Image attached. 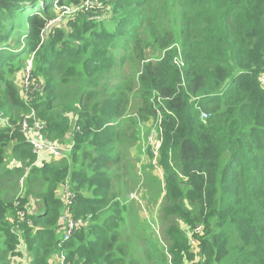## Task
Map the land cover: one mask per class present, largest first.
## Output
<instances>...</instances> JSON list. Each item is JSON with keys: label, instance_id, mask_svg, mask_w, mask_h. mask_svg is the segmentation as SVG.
Masks as SVG:
<instances>
[{"label": "trees", "instance_id": "trees-1", "mask_svg": "<svg viewBox=\"0 0 264 264\" xmlns=\"http://www.w3.org/2000/svg\"><path fill=\"white\" fill-rule=\"evenodd\" d=\"M63 1L0 0V264H17L10 260L19 243L15 228L29 264H60V243L66 264H169V255L182 264L178 255L190 248L180 220L190 229L205 225L200 263L264 264V0H88L111 7L113 26L76 11L87 0ZM69 5L77 20L68 17L62 28L66 16L56 10ZM128 20L132 37L124 33ZM144 28L158 61L130 52ZM117 39L129 46L121 59L109 48ZM30 59L31 93L23 101L16 82L23 85ZM199 108L209 113L206 122ZM32 113L45 124L47 141L74 144L67 159L37 164L21 132ZM141 123L162 141L156 162L146 147L147 166L133 161H141ZM155 164L162 173L156 179L147 173ZM68 178L72 213L91 215L92 223L64 242L59 191ZM139 189L149 191L140 192L149 208L162 206L168 250L153 213L149 219L142 203L131 214L121 199ZM33 201L42 211L34 212ZM234 218L248 248L233 261L228 248L218 250L225 242L217 233ZM137 247L143 256L134 255Z\"/></svg>", "mask_w": 264, "mask_h": 264}, {"label": "rangeland", "instance_id": "rangeland-1", "mask_svg": "<svg viewBox=\"0 0 264 264\" xmlns=\"http://www.w3.org/2000/svg\"><path fill=\"white\" fill-rule=\"evenodd\" d=\"M60 2V0H58ZM57 2H55L56 4ZM63 3H67L66 0L63 1ZM71 6H74V5H69V6H64V7H57V12H60L61 13V17H64L66 16V22L65 23H61L59 26L64 28L66 26V28L68 27L67 25V18L70 17L72 19V21H76L77 20V16L76 15H71L72 12H75L73 11V8ZM75 8H77L76 11H82L84 10L85 12H92V13H84V17H87L88 14H92L94 17L91 18L90 21L92 22H97V23H100V24H104V25H108V26H113L115 23H116V18L115 16L113 15L112 13V10H111V7L110 6H103V5H92L91 2H89L88 0L83 2L81 4H79L78 6H74ZM92 7H100L99 10H96V11H93L92 10ZM56 19H60V18H56ZM55 19V20H56ZM54 23H59V20H56V21H50L48 23V26H53ZM146 28L143 29V31L139 34L138 36V41H137V44H136V48H131L130 52L132 54H134V57L135 59H138L144 52L145 54L150 58L148 59L149 61H158L159 58H152V56H156L155 54V51H154V46L151 45V41L149 42V39H150V30H147L146 32ZM124 33L126 34V36H130L132 37V35L135 34V28H134V24L131 22V21H126L125 23V26H124ZM24 38L25 36H23L21 38V42L24 41ZM126 41H128V38L125 39ZM149 42V43H148ZM128 44H125V43H122L120 42L118 39L116 41H114L111 46L109 47L110 50L112 51L113 55L115 56L116 59H121L122 57H124L126 55V53L128 52ZM18 50V49H17ZM165 51L162 53L161 57H164L165 56ZM159 57V56H157ZM160 57V58H161ZM33 59V58H32ZM30 59V61L32 60ZM158 59V60H157ZM178 65V64H177ZM131 65L130 64H126V67H125V71L126 72H129V70L131 69ZM118 68V67H117ZM22 80H17L16 82V85H17V88L20 92V96L22 98L23 101H27V95H26V91H25V88L23 87V85H21L20 87V82ZM22 91H23V97H22ZM131 110V109H130ZM203 112H207L205 110H202ZM208 113V112H207ZM1 115V113H0ZM7 120V119H6ZM148 127L146 128V125L145 124H142V128H141V133H140V151H142V156H141V161H137L136 159L133 160L135 164L138 163V165H141L143 163H146V166L151 163V159L148 158L146 152H145V149L146 147L148 146V139H149V135L150 133L152 132V130L154 131V129H152L151 131L148 132ZM157 142H159V139H154V141H152L153 144H149L150 145V149H151V152L153 154V161L156 162L158 157H156V155L160 153L159 152H155V150H153V145H155ZM161 144H162V141H160V147H161ZM159 147V149H160ZM155 152V154L153 153ZM11 152L8 151L6 156H10ZM133 155L134 156H139L140 157V154L138 153V151L135 149L133 151ZM41 158H46V159H49L50 157L47 156V155H41L40 156ZM156 166V170H147V173L151 176V178H155L156 179V176L159 175L160 177L162 176V173H161V169L159 168V165L158 164H155ZM142 181H144L145 183V177L142 178ZM20 184V182H19ZM143 187L146 188L145 184L143 185ZM260 190H261V193L263 192L264 193V182H261L259 187ZM140 192L142 194L144 193H148L149 191H146L143 193V190L142 189H139V190H135L133 191L132 193H130V195L128 196H121V199H125L123 197H126L128 199V205H130L131 203V214L133 212H135L134 209H136L138 207V204L140 207H142V203L143 205L146 206L145 208V211L147 210V216L148 218L150 219L151 215H149V213H153L154 215V221H153V226H157V230H156V233L159 235V237L163 240L164 238V235H163V231H168V229L170 228L169 226H163L161 224V219H160V216H159V213L160 211L162 210V206L160 204H156L155 208L154 206L150 208L147 206L146 204V201L144 199L146 198H143V196L140 195ZM26 193V190H25V187H21L20 186V190L18 191V197L21 199L22 197H24ZM152 197L155 199V196L152 195ZM33 199H30V201H32ZM33 209H34V212H38L36 211V208L38 207V205L40 206V202L39 201H33ZM127 207V205H126ZM134 210V211H133ZM209 213L208 211L206 210L205 211V219L207 218H210V216H208ZM208 216V217H207ZM248 220H252L253 222L255 220L253 219H250L249 217H247ZM180 220V219H179ZM236 220V223H230L229 222V229H224L223 226H220L221 229H223V232L222 233H217L218 237L221 238V240H223L225 243H223V245H221L219 247L218 250L220 249H223L224 251L228 248L230 253L232 255H234L235 257H233L232 255L231 258L232 260H237V255H238V251L239 249H244V248H248V243L246 242H243V243H240L239 240L241 239V231L243 229L242 227V224H241V221L239 219H235ZM138 221H140L142 223V221L138 218ZM179 225V228L180 230L182 231H185L187 233V237H188V244H189V248L190 250H184L182 252L179 253L178 257L179 259L181 260V263L182 264H202L200 263V257L203 256L204 254H202L200 251V243H201V238L203 237L204 233H205V225L204 224H199L197 225V228H191L190 229V226L186 225L183 221L180 220V222L178 223ZM147 227V225H146ZM14 232L19 240V243L16 247V250L14 252V256H11L10 257V260H16L17 261V264H29L30 262L27 260L26 258V254H25V246H24V243H23V237L22 235L18 232V229L15 228L14 229ZM235 233V236L237 237L236 239H234V234ZM262 233H264V230L262 231ZM244 233L242 232V235ZM258 235H260V233H253L252 235V239H255V237H257ZM264 237V235H263ZM125 239H127L126 235H125ZM163 242H165L166 246H167V250L169 248V246H171V241L169 239V237L167 236ZM175 244H177L176 246V249L178 250V246H181L179 244V242H175ZM183 247V246H182ZM134 253V255H136V257H141L143 256V250H142V247H137V249L135 251H132ZM169 253V252H168ZM191 254L193 259L190 261V259L188 258V255ZM205 256V255H204ZM145 257H146V254H145ZM172 255H169L168 256V263L169 264H174L172 263ZM240 264V263H239Z\"/></svg>", "mask_w": 264, "mask_h": 264}, {"label": "built area", "instance_id": "built-area-1", "mask_svg": "<svg viewBox=\"0 0 264 264\" xmlns=\"http://www.w3.org/2000/svg\"><path fill=\"white\" fill-rule=\"evenodd\" d=\"M31 61L28 63L27 68V74L24 77L23 80V87L25 88L27 98L29 97L31 91H30V69H31ZM260 84L264 88V73L260 76ZM36 88H39V84L35 85ZM210 115L208 113L203 112L201 114V118L204 122H206L209 119ZM33 119V123H30L29 121ZM22 127L21 132L23 135H25L27 143L31 145L34 152L39 156L37 159V164H40L42 167L45 164V160L41 158L42 155H47L51 157L52 159L59 160V159H67L68 153L72 150V147H63L55 142L47 141L43 136V131L45 129V124L35 118V114L32 113L28 116H26L22 120ZM152 141H154V137H150L148 139V144H153ZM150 146V145H149ZM160 147V141L157 142L155 145H153V150L155 152L159 151ZM155 152H153L155 154ZM158 157V154L156 155ZM28 173V171H27ZM25 181L24 178L20 180V186L24 187ZM59 195H62L63 197V213L61 217V221L65 227L64 233H63V241L69 242L70 239L73 237L74 234L82 230L84 227L90 226L92 223V217L91 215H88L86 217H77L72 213V207L75 205V194L72 191L70 187V181L69 179L66 181V183L61 187L59 191ZM19 198V197H17ZM26 212L21 211L19 212L20 219L23 220L25 217ZM58 247L61 249V257H60V264H66L65 259L66 256L62 250L63 243H60Z\"/></svg>", "mask_w": 264, "mask_h": 264}, {"label": "clouds", "instance_id": "clouds-1", "mask_svg": "<svg viewBox=\"0 0 264 264\" xmlns=\"http://www.w3.org/2000/svg\"><path fill=\"white\" fill-rule=\"evenodd\" d=\"M57 2V1H56ZM57 4V3H56ZM199 110H201L200 112H201V114L203 113V111H202V108H199ZM205 113H207V112H205ZM209 114V113H208ZM160 123H162V121H161V119H160ZM142 124L143 123H141L140 124V127L142 128ZM45 130V129H44ZM150 137H154V139H157L158 138V133L154 130V131H152L151 133H150V135H149V138ZM45 138V137H44ZM52 142V141H51ZM56 143V142H55ZM58 144V143H57ZM61 146H63V147H71V146H73L74 147V144L73 143H71L70 145H67V146H64V145H61ZM73 147H72V150H73ZM72 150L67 154V155H69L71 152H72ZM51 158V157H50ZM44 160H45V163L46 162H48L47 160H46V158H43ZM55 160V159H54ZM59 160H61V159H59ZM69 179V178H68ZM67 179V180H68ZM184 179H186V178H184ZM66 180V181H67ZM69 181H70V179H69ZM42 211V210H41Z\"/></svg>", "mask_w": 264, "mask_h": 264}, {"label": "crops", "instance_id": "crops-1", "mask_svg": "<svg viewBox=\"0 0 264 264\" xmlns=\"http://www.w3.org/2000/svg\"><path fill=\"white\" fill-rule=\"evenodd\" d=\"M68 145H70V144H68ZM46 160H52V159H46ZM42 210V208L38 205V207L36 208V211H38V212H40Z\"/></svg>", "mask_w": 264, "mask_h": 264}]
</instances>
